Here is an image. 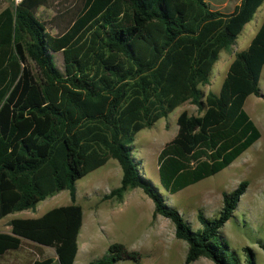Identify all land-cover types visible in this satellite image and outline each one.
<instances>
[{
	"label": "trees",
	"instance_id": "16d2710c",
	"mask_svg": "<svg viewBox=\"0 0 264 264\" xmlns=\"http://www.w3.org/2000/svg\"><path fill=\"white\" fill-rule=\"evenodd\" d=\"M52 1L18 0L0 10V218L33 209L62 190L70 204L38 218L10 220L9 233L0 232V258L26 242L55 256L54 263L42 258L30 264H73L81 225L75 182L113 159L121 171L119 186L101 201H120L139 188L152 202V219H167L174 238L186 244L184 264L200 257L238 264L218 231L246 182L222 194L212 220L198 212L200 229L192 231L140 175L131 143L183 103L195 106L196 115L177 116L174 137L156 157L159 185L174 194L223 170L255 142L259 133L243 104L248 96L261 97L264 21L248 47L234 55L218 94H204L201 87L219 52L235 41L227 23L244 0L231 13L205 0H74L66 27L49 35L35 13ZM138 258L112 243L88 264Z\"/></svg>",
	"mask_w": 264,
	"mask_h": 264
},
{
	"label": "rangeland",
	"instance_id": "374dc122",
	"mask_svg": "<svg viewBox=\"0 0 264 264\" xmlns=\"http://www.w3.org/2000/svg\"><path fill=\"white\" fill-rule=\"evenodd\" d=\"M17 1L0 0V10ZM73 1L53 0L48 7L41 6L36 10L35 17L44 24L49 35H57L66 27L69 17L66 11ZM221 10L227 13L230 9ZM256 17L257 14L252 17L246 30L253 26ZM239 38L246 39L245 30ZM234 43L219 53L209 73L207 85L201 87L205 94H218L227 71L228 57L236 48ZM240 49L238 46L237 50ZM54 57L60 66V53ZM28 66L33 74L38 73L32 62L29 61ZM258 88L261 97L248 96L243 111L258 130L259 138L223 170L174 194L166 193L159 185L156 157L163 145L174 137L176 118L181 110L196 115L195 106L189 101L183 103L165 118L137 132L131 143V155L137 161L140 175L151 183L166 206L178 212L192 231L200 229L196 219L198 212L205 219L212 220L221 210L222 194L230 193L240 182H246L245 191L239 197L230 218L218 231V238L226 244L238 264H247L249 257L252 264H264V65L259 75ZM120 177L117 162L108 159L103 166L75 182V204L81 208L83 221L88 216L93 217L95 222L87 232L83 227L78 238L79 248L88 247L86 260L101 257L108 245L117 243L127 251L136 252L139 258L137 261L124 259L115 264H184L186 244L174 238L173 226L167 219L161 216L152 219V202L139 188L127 190L120 201H101L104 193L119 186ZM68 204V191L62 190L37 203L33 209L0 218V232H8L7 224L10 220L37 218L50 209ZM45 251L44 258L55 260L51 249ZM43 257L39 248L23 242L18 251L2 257L0 264H30ZM190 264L213 263L200 257Z\"/></svg>",
	"mask_w": 264,
	"mask_h": 264
},
{
	"label": "crops",
	"instance_id": "0c3cea01",
	"mask_svg": "<svg viewBox=\"0 0 264 264\" xmlns=\"http://www.w3.org/2000/svg\"><path fill=\"white\" fill-rule=\"evenodd\" d=\"M231 1H234V3L231 4ZM240 1L241 0H225L224 2H222L221 0H212V1H207L205 0V2H207L209 4V6L212 8V9H215V10H219L222 12V8H227V9H230L227 13H231L234 9V7L236 6H239L240 5ZM231 5V7H230ZM263 8V9H262ZM224 13V12H223ZM257 14V17L255 18V21L253 23V26L251 28L248 27V29L246 30V26L247 24L250 22V20L252 19V17ZM264 21V0H244V5L243 7L237 12L236 15H234L230 21L227 23V29L230 33L234 34L235 35V45H236V48H235V51H231L229 57H228V66L229 64L231 63V61L233 60L234 58V55L236 53H239V52H242L244 51L248 45L250 44V41L252 40V38L254 37L256 31L258 30V28L260 27L261 23ZM245 30V34H246V39H242V38H239L241 32ZM249 31V32H248ZM233 46V45H232ZM238 46L241 47L240 50H237L238 49ZM231 47V46H229ZM228 48V47H227ZM225 49L221 50V51H225ZM220 51V52H221ZM219 52V53H220ZM219 55V54H218ZM218 60V58H217ZM216 60V61H217ZM216 63V62H215ZM214 63V64H215ZM213 64V65H214ZM228 66H227V69H228ZM227 72V71H226ZM226 75V74H225ZM225 77V76H224ZM224 79V78H223ZM223 81V80H222ZM208 83V81H207ZM222 84V83H221ZM207 85V84H205ZM204 85V86H205ZM221 87V86H220ZM204 93V92H203ZM205 94V93H204ZM183 111V110H181ZM162 119V118H161ZM160 120V119H159ZM108 193V192H106ZM104 193V194H106ZM112 200V199H110ZM107 201V200H106ZM158 216V215H156ZM155 216V217H156ZM38 218V217H37ZM92 218V219H90ZM24 219H34V218H24ZM93 217H88L87 216V219L86 221H83V215H82V211H81V225H80V228H79V231H78V234H77V237H76V252H75V256H74V259H73V264H88L90 261L92 260H86V254H87V251H88V247H85L82 246V248H79V245H78V238L80 236V232L81 230L83 229V227L85 228V231L87 232L89 229L92 228L93 226V223L94 220ZM85 222V224H84ZM7 228L9 230V227L7 225ZM2 233H9V232H2ZM86 235V233H85ZM46 249H49V248H46V247H39V250L41 252V257L44 256L45 254V250ZM10 253V252H9ZM54 254V253H53ZM7 255V254H6ZM5 256V255H4ZM2 256V257H4ZM1 257V258H2ZM0 258V259H1ZM44 258V257H43ZM49 258V257H47ZM39 259H42V258H39ZM51 259V258H50ZM55 259V258H54ZM38 260V259H36ZM53 260V259H52ZM55 262V260H53V263Z\"/></svg>",
	"mask_w": 264,
	"mask_h": 264
}]
</instances>
